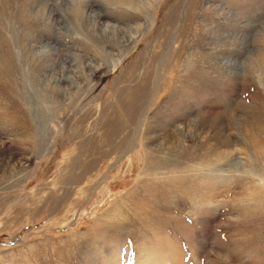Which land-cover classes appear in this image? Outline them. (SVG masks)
Masks as SVG:
<instances>
[{"label":"rangeland","instance_id":"rangeland-1","mask_svg":"<svg viewBox=\"0 0 264 264\" xmlns=\"http://www.w3.org/2000/svg\"><path fill=\"white\" fill-rule=\"evenodd\" d=\"M0 264H264V0H0Z\"/></svg>","mask_w":264,"mask_h":264},{"label":"bare ground","instance_id":"bare-ground-1","mask_svg":"<svg viewBox=\"0 0 264 264\" xmlns=\"http://www.w3.org/2000/svg\"><path fill=\"white\" fill-rule=\"evenodd\" d=\"M114 29L115 28H109V26H105L104 28H103V33H104V35L106 36V34H109V33H115L114 32ZM167 57V56H166ZM163 61V60H162ZM72 72V71H71ZM247 125V124H246ZM248 127V126H247ZM215 129V131H214V135L212 136V139L215 141V144L216 145H219V146H221V147H227V146H229V143H230V141L227 139V138H224V139H222V136H220V133H218V130L220 129L219 127H218V125H216L215 127H214ZM217 128H219V129H217ZM249 128H251V127H249ZM217 129V130H216ZM252 131V128L250 129V132ZM254 135H252V137H253ZM253 139H255V137H253ZM131 143H133V140H132V142ZM255 143V142H254ZM133 146V145H132Z\"/></svg>","mask_w":264,"mask_h":264}]
</instances>
